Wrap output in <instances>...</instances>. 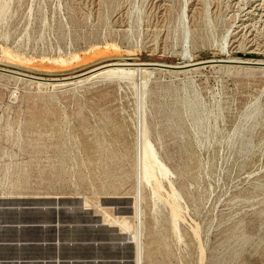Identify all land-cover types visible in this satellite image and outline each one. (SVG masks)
<instances>
[{
  "label": "rangeland",
  "instance_id": "rangeland-1",
  "mask_svg": "<svg viewBox=\"0 0 264 264\" xmlns=\"http://www.w3.org/2000/svg\"><path fill=\"white\" fill-rule=\"evenodd\" d=\"M6 1L0 67L33 75L264 58V0H8L4 13ZM145 112L173 172L154 190ZM160 192L168 204L157 213ZM26 261L264 264V68L215 64L47 91L0 72V264Z\"/></svg>",
  "mask_w": 264,
  "mask_h": 264
},
{
  "label": "bare ground",
  "instance_id": "bare-ground-1",
  "mask_svg": "<svg viewBox=\"0 0 264 264\" xmlns=\"http://www.w3.org/2000/svg\"><path fill=\"white\" fill-rule=\"evenodd\" d=\"M12 2V0H11ZM168 3V2H167ZM198 3V2H197ZM12 4V3H11ZM8 5H9V1L7 0L4 4L5 7V12L7 13V9H8ZM197 5V4H196ZM41 7V6H40ZM194 7V6H193ZM250 8V7H249ZM11 9V8H10ZM8 9V11L10 10ZM194 9V8H193ZM62 11V10H61ZM255 14V13H254ZM62 15V14H61ZM184 15V14H183ZM205 16V15H204ZM261 16V15H260ZM62 18V17H61ZM185 18V17H184ZM257 19V18H256ZM59 20V19H58ZM263 20V19H262ZM45 22V21H44ZM47 22V21H46ZM186 24L188 23L187 20L185 19L184 21ZM59 24V23H58ZM184 25V32H185V38H188V33H189V26L188 25ZM69 26V24H68ZM195 57V56H194ZM222 57V56H221ZM214 60L219 61V60H225L226 62H233L236 63L235 65H231V64H219V65H226V66H245V65H240L241 63L244 64H262V66H251V65H247V67L249 66L250 68L252 67H256V68H264V58H260V57H240V56H231V57H227V58H219V59H215V58H211V59H207V60H195L194 58L190 57L187 61L183 62V63H179V64H172V63H167V62H160V61H128V60H121V61H110V62H106V63H102L100 65L94 66L90 69H87L84 72L81 73H77V74H73V75H69L65 78H61L60 81H53V82H45V81H36V80H31V79H27V78H23V77H19L13 74H9L10 76H13L15 78H18L19 80H25V82H31L32 84H36L39 90H43V91H47L48 89H55V90H62V89H66V88H71V87H76V86H80L83 85L85 83L91 82V81H95L97 79H108V78H112L115 75H119V76H123L124 78H130V79H135L137 81L141 80V77L145 74H148L149 72H157L159 70H164V69H158L155 67H148L146 65L149 64H169V65H174L176 68H183V69H179V70H167L168 72H171L173 74H178V73H190L194 70H197L199 68L205 67V65L201 66L198 64L204 63V62H213ZM179 62V61H178ZM211 65H215V64H211ZM12 69V68H11ZM15 70V69H13ZM16 71L22 72L21 70L16 69ZM1 72V71H0ZM4 73V72H3ZM26 73V72H24ZM8 74V73H5ZM244 75V74H243ZM45 77V76H44ZM65 79V80H63ZM3 84V82H1ZM36 89V88H34ZM32 89V90H34ZM35 91V90H34ZM58 94V92H57ZM59 96V95H58ZM60 98V97H59ZM31 100V99H30ZM92 104V103H91ZM54 106V105H53ZM95 106V105H94ZM42 107V106H41ZM100 107V106H98ZM25 108V107H23ZM27 108V107H26ZM111 108V107H110ZM185 108V107H184ZM90 109V108H89ZM94 110V109H93ZM27 111V110H26ZM35 111V110H34ZM57 111V110H55ZM53 111V112H55ZM98 111V110H97ZM111 111V110H110ZM80 112V111H79ZM25 113V112H24ZM56 113V112H55ZM21 114V113H20ZM37 114V113H36ZM35 114V115H36ZM37 116V115H36ZM43 116V115H42ZM57 116V115H56ZM33 118V117H32ZM44 118V117H43ZM143 130L146 132V148L144 149V152L147 154V156L145 157L147 160L151 161L153 168L151 169L150 173L147 175L146 177V183L150 185L151 189H155V184H160L162 182L161 178H163V174L162 172L165 171V176L167 175V169L169 171H171V169L169 168V166L164 162V160L160 157L159 152L156 148V145L154 143V141L151 139V130L150 127L148 125L147 122V117H146V112L144 114L143 117ZM31 119V118H30ZM38 119V118H36ZM49 119V118H48ZM54 119V118H53ZM29 120V119H27ZM43 120V119H42ZM30 121V120H29ZM71 123V122H70ZM119 124V123H118ZM123 126V125H122ZM45 127V126H44ZM43 127V128H44ZM22 128V127H21ZM46 128H48L46 126ZM23 129V128H22ZM21 129V130H22ZM120 130V129H119ZM45 131V130H44ZM5 133V132H3ZM30 133V132H29ZM2 136V135H1ZM7 138V137H5ZM26 138V137H25ZM47 139V138H46ZM4 141V140H3ZM80 142V141H79ZM128 142V141H127ZM128 146V145H127ZM10 150V149H9ZM30 150V149H29ZM40 150V149H39ZM4 151V150H3ZM25 160V159H24ZM35 163V162H34ZM33 163V164H34ZM15 164V163H14ZM43 164V163H42ZM13 167V166H12ZM5 170V169H4ZM57 170V169H56ZM172 172V171H171ZM10 174V173H9ZM173 174V172H172ZM36 176V175H35ZM164 176V178H165ZM173 176V175H172ZM175 176V175H174ZM11 178V177H10ZM40 178V177H39ZM47 179V178H46ZM34 181V180H33ZM11 184V183H10ZM17 186V185H16ZM13 190V189H12ZM165 197V196H164ZM163 197V195L160 193H158V198L155 200V202L153 203V211L155 212H159L160 211V203L163 201H167V199H165ZM172 201L169 202L170 204V208H171V213H172V217L174 220V225L175 227L178 229V219L181 218V210H182V206L179 203V199L181 198V196H177V195H172ZM167 198V197H166ZM170 200V199H169ZM181 200V199H180ZM185 202V200L183 201ZM167 203V202H166ZM168 204V203H167ZM186 205V204H185ZM99 206V205H98ZM101 207V206H100ZM186 207V206H185ZM100 209V208H99ZM189 210V208H188ZM187 213V212H186ZM189 213V212H188ZM106 214V212H105ZM184 214V213H183ZM171 215V214H170ZM106 218V216H105ZM111 218V216H110ZM184 218V217H183ZM114 219V218H113ZM155 219H157V214H155ZM115 220V219H114ZM117 221V220H116ZM125 219H123L121 222L125 223ZM182 221V220H181ZM120 222V221H119ZM128 225V224H127ZM174 227V226H173ZM172 227V228H173ZM174 229V228H173ZM180 229V228H179ZM174 231V230H173ZM177 232V231H176ZM175 234V233H174ZM177 234V233H176ZM179 236V235H178ZM28 237V236H27ZM182 236H180L181 238ZM30 238V237H29ZM182 239V238H181ZM29 240V239H27ZM140 242V241H139ZM140 247V246H139ZM142 249V247H141ZM140 255V253H139ZM24 259V258H23ZM30 259V258H29ZM26 260V259H25ZM30 262L29 264H33V262H37V261H26V263ZM41 262V261H39Z\"/></svg>",
  "mask_w": 264,
  "mask_h": 264
},
{
  "label": "water",
  "instance_id": "water-1",
  "mask_svg": "<svg viewBox=\"0 0 264 264\" xmlns=\"http://www.w3.org/2000/svg\"><path fill=\"white\" fill-rule=\"evenodd\" d=\"M211 64H236V63L226 62L225 60H219V61L214 60L213 62H204V63L198 64V66L199 65L207 66V65H211ZM240 65H260V66H262V64H244V63H241ZM146 66L155 67V68L164 69V70H179V69H183V68H176L174 65H169V64H149V65H146ZM0 71L4 72V73H8V74H13V75H16V76H19V77L31 79V80L45 81V82L60 81L61 78L67 77V76H64V77H61V78H59V77H44V76H38V75H33V74H29V73H24V72L22 73V72H19V71L13 70V69H9V68H4V67H0ZM63 80H65V79H63Z\"/></svg>",
  "mask_w": 264,
  "mask_h": 264
},
{
  "label": "crops",
  "instance_id": "crops-1",
  "mask_svg": "<svg viewBox=\"0 0 264 264\" xmlns=\"http://www.w3.org/2000/svg\"><path fill=\"white\" fill-rule=\"evenodd\" d=\"M26 259H28V258H26ZM13 260V259H12Z\"/></svg>",
  "mask_w": 264,
  "mask_h": 264
}]
</instances>
